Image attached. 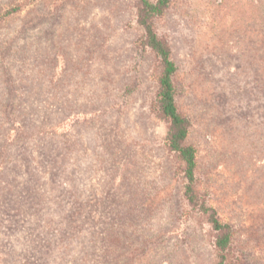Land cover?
Here are the masks:
<instances>
[{"label":"rangeland","instance_id":"rangeland-1","mask_svg":"<svg viewBox=\"0 0 264 264\" xmlns=\"http://www.w3.org/2000/svg\"><path fill=\"white\" fill-rule=\"evenodd\" d=\"M136 1L0 0V264H217L152 111ZM156 29L196 188L264 264V0H174Z\"/></svg>","mask_w":264,"mask_h":264},{"label":"trees","instance_id":"trees-1","mask_svg":"<svg viewBox=\"0 0 264 264\" xmlns=\"http://www.w3.org/2000/svg\"><path fill=\"white\" fill-rule=\"evenodd\" d=\"M174 0H137L135 2L136 21L143 29L140 48L153 53L156 62V72L153 76L157 85L152 111L157 118L167 122V145L177 154L183 163V175L186 180L184 196L190 206L206 216L214 232L213 244L217 251V264H245L243 252H233L234 226L226 216L220 213L218 206L196 188L198 167L197 150L188 142L192 121L188 115L181 112L177 101L175 76L178 66L173 57L170 40L160 36L156 22L171 9ZM15 9V8H14ZM9 10L6 15L14 11ZM264 48V32L262 38ZM264 63V52L261 55Z\"/></svg>","mask_w":264,"mask_h":264}]
</instances>
